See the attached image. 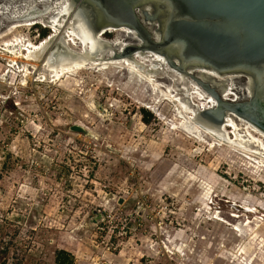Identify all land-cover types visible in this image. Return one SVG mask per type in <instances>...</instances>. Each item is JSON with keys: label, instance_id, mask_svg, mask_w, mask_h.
I'll use <instances>...</instances> for the list:
<instances>
[{"label": "rangeland", "instance_id": "1", "mask_svg": "<svg viewBox=\"0 0 264 264\" xmlns=\"http://www.w3.org/2000/svg\"><path fill=\"white\" fill-rule=\"evenodd\" d=\"M34 6L46 9L37 22L12 20ZM67 6L0 0V264H54L55 249L74 264H264V162L185 131L190 115L168 95L202 102L175 76L144 83L103 62L54 77L10 61L6 43L39 45ZM102 38L135 42L121 31ZM232 83L241 96L245 80Z\"/></svg>", "mask_w": 264, "mask_h": 264}, {"label": "water", "instance_id": "2", "mask_svg": "<svg viewBox=\"0 0 264 264\" xmlns=\"http://www.w3.org/2000/svg\"><path fill=\"white\" fill-rule=\"evenodd\" d=\"M67 2L76 12L67 27L82 41L84 53L68 46L66 32H52L46 41L43 39L42 51L46 54H41L38 61L47 71H70L94 60L98 36L108 29L126 28L135 42L119 46L103 39L100 45L112 51L113 61L135 60L136 52L141 57L152 53L180 76L190 77L214 101L199 108L191 103L196 108L191 116L194 124L219 129L228 115H233L264 132V0ZM45 13L46 9L34 6L21 15L37 17ZM106 57L102 55L101 61ZM227 76L245 80L243 97L230 100L224 96ZM88 105L108 116L107 109L94 100ZM233 206L240 212H254L241 204Z\"/></svg>", "mask_w": 264, "mask_h": 264}, {"label": "bare ground", "instance_id": "3", "mask_svg": "<svg viewBox=\"0 0 264 264\" xmlns=\"http://www.w3.org/2000/svg\"><path fill=\"white\" fill-rule=\"evenodd\" d=\"M69 10L72 12L71 14H69ZM21 13H23V12H21ZM63 13H67L66 15L69 16L71 19H73L76 12L72 11L69 4H68V6L66 7V9ZM65 16H63V18H62V22H60L59 20H57L58 19V14H57V17H55V19H53V23H52V20L49 22L50 23L49 26H51L50 27L51 31L54 33L58 32V31L66 32L67 36L65 37V39L67 40L68 46L69 47L71 46V43H70L71 40L75 44H77L75 42L77 40L81 44L80 50H76V49H73L71 47L70 48L73 50H76L79 53H84L82 41L71 31L70 27H67L68 25L64 24V22L66 23V20H67V18ZM38 17H40V16L31 17L29 14L23 15V16L21 15L19 17H14V21L18 23V26L20 24L28 25V24L37 22V20H35V19ZM69 17H68V19H69ZM71 22L73 23V21H71ZM110 31L124 32L127 37H129V35H132V32L126 28L106 30L104 33L99 35L97 38L95 59L92 61H88L86 64L80 65L77 68H74V69H72L70 71H66V72L73 73L74 71L80 69L81 67H83L87 64L89 65V64H96V63H103V62H123L127 65V69L129 71H133L136 73V75L139 77L138 78L139 81H142L144 83H146V82L149 83V82L154 80L152 77V76H154V73L165 72L169 76V78L172 79L173 76H175L176 79H178L181 82V84H183L185 86V87L184 86L181 87V89H184L185 91H187V93L189 92L188 95L191 97V99L196 98L197 101L202 102L203 106L209 105L210 103L214 102L212 98H210L209 96H205V94L203 92H199L197 89H193L190 91V89H188V86L193 85V84L196 85L190 79V77L180 76V74L175 72L173 69L169 68L161 57H159L155 54L149 53L148 55H145V57H141V56H139L140 54L138 52H136L134 54L135 60L134 59H131V60L122 59V60H117V61L111 60L110 56L112 54V51L110 49L104 48V46L100 45V42H99L100 40H103L102 35H104L106 32H110ZM132 37H133V35H132ZM45 41H46V39H45ZM111 42H113V44H116L119 46H122L123 44L128 43V42L116 43L114 41H111ZM4 46H3L4 47L3 51H5V53L9 54L11 57L13 56V58L10 61H14V58H16V59L21 58V59H25L27 61L31 60L33 62H38L39 58L41 57V54L44 53L42 51L43 47H44L43 41L39 45H31L30 43H23V42H17L16 41V42H8ZM19 50H22V52H19ZM23 51H24V53H23ZM0 52H2V51H0ZM102 55L107 56L105 61H101ZM46 59L44 61H46ZM107 59H110V60H107ZM139 59H143L144 61H140ZM140 62H142L141 65H140ZM146 62H148L147 65L145 64ZM154 63L158 64V67H154L153 66ZM45 66L48 67V64H45ZM145 66L147 67V69H144ZM49 71L54 72V74H53L54 77H58V76L63 74L62 73L63 71H55V70H51V69H49ZM232 77L233 76H227L224 78V80L227 82V86H228V88L225 91L226 94H232V89L234 88L233 83H232ZM168 97H169V101H171V102L181 103L182 107L184 108L185 113L190 115V116L185 117V119L187 121V124H183L185 131H189L191 133H197L198 135L200 133L205 132L208 135H210L211 137H213L215 140H218V142H223L225 144V146H227L228 148H231L233 150H237L240 152H245L249 156H251L253 158H258L262 162H264V132H262L261 130H259L258 128L253 126L252 124L246 122L245 120H243L239 117L233 116V115H228L224 124L219 129L211 128V127H201L199 125L194 124L192 122V119H191L192 114L195 113V109H196L195 105H190L191 104L190 103L189 106H184V104L181 102L180 98L178 96L176 97L174 94H169ZM199 104H201V103L197 104L198 108H199V106H201ZM182 120H184V119H182ZM229 127L232 129V132H228L226 130ZM231 135H233L234 138H232ZM255 136H257V137H255ZM259 137H262L263 139L262 138L260 139Z\"/></svg>", "mask_w": 264, "mask_h": 264}, {"label": "trees", "instance_id": "4", "mask_svg": "<svg viewBox=\"0 0 264 264\" xmlns=\"http://www.w3.org/2000/svg\"><path fill=\"white\" fill-rule=\"evenodd\" d=\"M42 37L47 35L46 31L41 32ZM144 116L147 115L145 110H142ZM144 122H148V118H144ZM96 219L98 218L95 217ZM54 264H74L73 255L65 249H55L54 250Z\"/></svg>", "mask_w": 264, "mask_h": 264}, {"label": "built area", "instance_id": "5", "mask_svg": "<svg viewBox=\"0 0 264 264\" xmlns=\"http://www.w3.org/2000/svg\"><path fill=\"white\" fill-rule=\"evenodd\" d=\"M242 94H241V96L239 95H236L235 94V92L234 93H232V94H225L224 96L226 97V98H228V99H230V100H233V99H236L237 97H243L244 95H245V91L242 89ZM211 104V103H210Z\"/></svg>", "mask_w": 264, "mask_h": 264}, {"label": "flooded vegetation", "instance_id": "6", "mask_svg": "<svg viewBox=\"0 0 264 264\" xmlns=\"http://www.w3.org/2000/svg\"><path fill=\"white\" fill-rule=\"evenodd\" d=\"M60 17H61V16H60ZM57 20H59L60 22H62V17H61V19L58 18ZM52 23H53V20H52Z\"/></svg>", "mask_w": 264, "mask_h": 264}]
</instances>
